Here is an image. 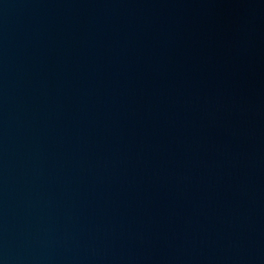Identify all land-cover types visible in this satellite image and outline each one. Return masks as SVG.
<instances>
[{
	"label": "water",
	"instance_id": "water-1",
	"mask_svg": "<svg viewBox=\"0 0 264 264\" xmlns=\"http://www.w3.org/2000/svg\"><path fill=\"white\" fill-rule=\"evenodd\" d=\"M0 264H264V0H0Z\"/></svg>",
	"mask_w": 264,
	"mask_h": 264
}]
</instances>
